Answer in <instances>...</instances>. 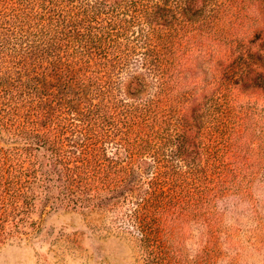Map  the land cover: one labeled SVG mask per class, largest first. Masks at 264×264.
I'll return each mask as SVG.
<instances>
[{
	"label": "trees",
	"instance_id": "obj_1",
	"mask_svg": "<svg viewBox=\"0 0 264 264\" xmlns=\"http://www.w3.org/2000/svg\"><path fill=\"white\" fill-rule=\"evenodd\" d=\"M264 0H0V245L95 214L138 264H229L203 212L264 177Z\"/></svg>",
	"mask_w": 264,
	"mask_h": 264
},
{
	"label": "rangeland",
	"instance_id": "obj_2",
	"mask_svg": "<svg viewBox=\"0 0 264 264\" xmlns=\"http://www.w3.org/2000/svg\"><path fill=\"white\" fill-rule=\"evenodd\" d=\"M241 97L264 104L261 91ZM256 242L264 248V231L257 234ZM223 262L221 259L219 264ZM0 264L138 263L130 242L103 229L97 215L60 209L45 216L34 238L0 245ZM229 264H238V261L232 259Z\"/></svg>",
	"mask_w": 264,
	"mask_h": 264
},
{
	"label": "clouds",
	"instance_id": "obj_3",
	"mask_svg": "<svg viewBox=\"0 0 264 264\" xmlns=\"http://www.w3.org/2000/svg\"><path fill=\"white\" fill-rule=\"evenodd\" d=\"M202 207L219 233L233 240L230 259L264 264V248L256 242L257 234L264 231V177L227 182L213 190Z\"/></svg>",
	"mask_w": 264,
	"mask_h": 264
}]
</instances>
